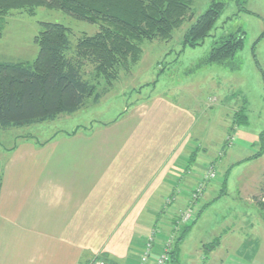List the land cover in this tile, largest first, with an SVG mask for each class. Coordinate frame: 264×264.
Segmentation results:
<instances>
[{"label": "rangeland", "instance_id": "obj_1", "mask_svg": "<svg viewBox=\"0 0 264 264\" xmlns=\"http://www.w3.org/2000/svg\"><path fill=\"white\" fill-rule=\"evenodd\" d=\"M191 1L194 19L185 20L170 41L144 42L140 61L112 84L100 82L98 103L91 98L71 116L0 130V175L3 159L23 141L47 144L62 135L98 133L150 108L157 121L152 133L159 136L171 128L174 136H186L187 151L178 165L184 168L182 176L192 180L183 188L187 203L179 206L175 194L166 199L167 229H153L146 242L153 235L155 243L162 241V249L168 243L172 252L177 248L178 262L170 258L168 264H264V153L255 157L262 150L264 134V0H223L224 12L210 37L196 48H184L187 29L218 0ZM0 23V61L33 62L44 23L70 28L73 41L99 30L45 7L34 14L12 11ZM237 31H242L244 40L235 57L224 64H206L215 44ZM128 122L115 132H127ZM135 125L140 135L152 130L149 119ZM209 172L216 177L205 180ZM202 183L203 193L192 199V190ZM190 210L194 220L185 225L182 215Z\"/></svg>", "mask_w": 264, "mask_h": 264}, {"label": "crops", "instance_id": "obj_2", "mask_svg": "<svg viewBox=\"0 0 264 264\" xmlns=\"http://www.w3.org/2000/svg\"><path fill=\"white\" fill-rule=\"evenodd\" d=\"M149 109L98 133L23 141L8 153L0 264H140L148 234L167 229L166 199L175 194L186 204L183 188L192 180L178 165L186 136L171 128L152 133L157 121ZM148 119L152 130L140 135L135 124ZM127 121V132H115ZM154 249L159 254L162 241Z\"/></svg>", "mask_w": 264, "mask_h": 264}, {"label": "trees", "instance_id": "obj_3", "mask_svg": "<svg viewBox=\"0 0 264 264\" xmlns=\"http://www.w3.org/2000/svg\"><path fill=\"white\" fill-rule=\"evenodd\" d=\"M225 6L223 0L211 3L187 29L184 48H196L210 37ZM40 7L61 10L76 20L97 25L99 30L73 41L70 28L44 23L37 37L39 53L33 62L0 61L3 131L71 116L91 98L98 103L102 97L97 92L100 82L112 84L122 71L140 61L144 42L170 41L185 20L194 19L191 0H0V19L15 10L34 14ZM2 30L0 23V37ZM243 40L242 31L222 37L205 63L229 62L242 49ZM88 67L91 70L86 73ZM261 142L262 150L255 157L264 153V134ZM1 186L0 179V190ZM193 225L184 229L179 241ZM178 254L177 248L173 250L171 261L178 262Z\"/></svg>", "mask_w": 264, "mask_h": 264}, {"label": "built area", "instance_id": "obj_4", "mask_svg": "<svg viewBox=\"0 0 264 264\" xmlns=\"http://www.w3.org/2000/svg\"><path fill=\"white\" fill-rule=\"evenodd\" d=\"M216 176L213 173H210L207 175L205 180H210L214 179ZM205 189V183L203 184H198L191 192L192 194V199L197 198L200 196ZM193 213L191 210L187 213H184L182 215V223L183 224H190L193 222L194 217L192 215ZM154 240L155 238L152 237L149 238L145 244L144 250L141 254V259H140V264H168L170 262V254L172 252L170 244L168 243L161 249V252L159 254H155V249H154ZM92 264H108L105 260L103 259H96Z\"/></svg>", "mask_w": 264, "mask_h": 264}]
</instances>
